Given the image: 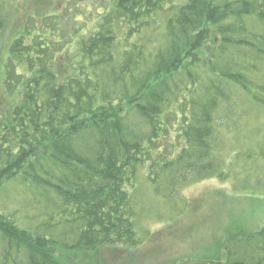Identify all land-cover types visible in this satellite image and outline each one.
Segmentation results:
<instances>
[{
    "label": "trees",
    "instance_id": "16d2710c",
    "mask_svg": "<svg viewBox=\"0 0 264 264\" xmlns=\"http://www.w3.org/2000/svg\"><path fill=\"white\" fill-rule=\"evenodd\" d=\"M51 1L34 0L12 31L0 12V190L20 185L29 214L23 228L0 207V264L138 249V169L167 201L190 179H223L219 105L233 89L264 109V0H187L168 14L163 0H101L90 13L88 0L76 12ZM71 17L97 21L61 39ZM130 36L134 54L117 59ZM221 229L210 249L170 264H264V228Z\"/></svg>",
    "mask_w": 264,
    "mask_h": 264
},
{
    "label": "rangeland",
    "instance_id": "374dc122",
    "mask_svg": "<svg viewBox=\"0 0 264 264\" xmlns=\"http://www.w3.org/2000/svg\"><path fill=\"white\" fill-rule=\"evenodd\" d=\"M99 1H87L90 7L88 13L94 11V5ZM186 1L163 0L158 6L163 7L167 13L176 10ZM0 2V12L10 17L8 21L11 23V31L28 21L34 4V0ZM68 2L69 6L61 4L58 8L68 9L78 4V8H73L76 12L82 5L81 0ZM57 4L59 0L51 1V5ZM96 21V18L92 19L87 26L82 27L80 23L73 22L71 17L69 25L63 26L66 33L60 35L61 39L72 36L77 40L79 27L82 35H88L86 29L95 27ZM8 37L9 34L4 33L1 42ZM116 42L114 53L118 59L124 53L134 54L129 50L131 44H137L139 39L130 36L125 40L120 37ZM140 42L150 47L148 41L141 39ZM232 91L228 102L224 106L219 105L221 128L215 141L216 163H220L225 177L190 179L179 189V193L174 195V191L170 192L168 196H173L167 201L154 195L147 169L142 166L138 169L131 197L135 228L141 236L145 235V243L130 253L105 248L100 251L101 257H73L69 259V264H170L172 259L186 258L191 254L198 256L205 248L210 249L216 242L214 238L221 235V228L230 221L242 223L243 228L252 233L264 228V109L254 103L250 96ZM165 192H169L167 188ZM27 199L24 189L15 182L0 190V207L6 214L12 215L15 212V218L23 228H26L27 223L24 216L29 215L23 211L28 209L25 205ZM28 203L31 204V201ZM34 204L39 208L36 201ZM34 212L31 208V214ZM31 223L35 226L37 221L32 220ZM191 260L188 258L186 261Z\"/></svg>",
    "mask_w": 264,
    "mask_h": 264
}]
</instances>
